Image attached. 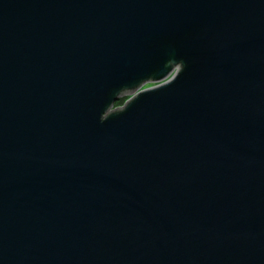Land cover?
I'll return each mask as SVG.
<instances>
[{
    "label": "water",
    "instance_id": "95a60500",
    "mask_svg": "<svg viewBox=\"0 0 264 264\" xmlns=\"http://www.w3.org/2000/svg\"><path fill=\"white\" fill-rule=\"evenodd\" d=\"M0 264H264V0H0Z\"/></svg>",
    "mask_w": 264,
    "mask_h": 264
},
{
    "label": "trees",
    "instance_id": "16d2710c",
    "mask_svg": "<svg viewBox=\"0 0 264 264\" xmlns=\"http://www.w3.org/2000/svg\"><path fill=\"white\" fill-rule=\"evenodd\" d=\"M124 102H125V99L119 101L118 103H116L115 107L117 108V107L122 106L124 104Z\"/></svg>",
    "mask_w": 264,
    "mask_h": 264
},
{
    "label": "rangeland",
    "instance_id": "374dc122",
    "mask_svg": "<svg viewBox=\"0 0 264 264\" xmlns=\"http://www.w3.org/2000/svg\"><path fill=\"white\" fill-rule=\"evenodd\" d=\"M149 86H151V85H148L147 87H149Z\"/></svg>",
    "mask_w": 264,
    "mask_h": 264
}]
</instances>
